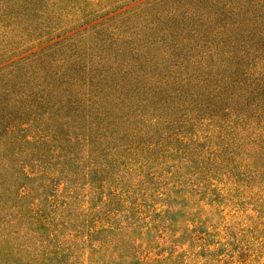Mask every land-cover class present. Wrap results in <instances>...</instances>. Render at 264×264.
I'll use <instances>...</instances> for the list:
<instances>
[{
	"label": "rangeland",
	"instance_id": "374dc122",
	"mask_svg": "<svg viewBox=\"0 0 264 264\" xmlns=\"http://www.w3.org/2000/svg\"><path fill=\"white\" fill-rule=\"evenodd\" d=\"M0 264H264V0H0Z\"/></svg>",
	"mask_w": 264,
	"mask_h": 264
},
{
	"label": "trees",
	"instance_id": "16d2710c",
	"mask_svg": "<svg viewBox=\"0 0 264 264\" xmlns=\"http://www.w3.org/2000/svg\"><path fill=\"white\" fill-rule=\"evenodd\" d=\"M43 107H45V106H43ZM34 110H38V108H34Z\"/></svg>",
	"mask_w": 264,
	"mask_h": 264
}]
</instances>
